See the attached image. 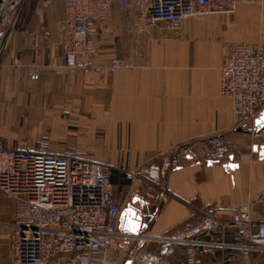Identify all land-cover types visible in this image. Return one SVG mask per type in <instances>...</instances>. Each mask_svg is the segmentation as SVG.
<instances>
[{
  "label": "crops",
  "instance_id": "obj_1",
  "mask_svg": "<svg viewBox=\"0 0 264 264\" xmlns=\"http://www.w3.org/2000/svg\"><path fill=\"white\" fill-rule=\"evenodd\" d=\"M164 26L127 31L114 3L111 31L97 42L103 59L119 58L124 66L104 74L66 68L48 48L36 57L29 36L17 34L0 69V146L23 139L35 151L74 150L111 166L113 194L122 207L133 196L154 205L140 235L119 229L129 238L119 237L109 258L119 257L120 264L128 260L125 252L154 250L162 237L197 223L201 211L214 209L227 219L231 209L245 206L252 217L264 214V154L253 150L256 137L264 144V133L237 131L230 101L220 92L226 43L264 44V2L183 19L179 37ZM14 56L39 64L38 79L12 65ZM254 119L242 129L253 131ZM147 163L159 165V179L127 178L126 170ZM12 214L13 201L0 191V264L13 260ZM199 238L193 260L180 244L166 262L264 263V253L219 229Z\"/></svg>",
  "mask_w": 264,
  "mask_h": 264
},
{
  "label": "built area",
  "instance_id": "obj_2",
  "mask_svg": "<svg viewBox=\"0 0 264 264\" xmlns=\"http://www.w3.org/2000/svg\"><path fill=\"white\" fill-rule=\"evenodd\" d=\"M264 0H0V69L9 56L13 38L27 34L36 57L44 48L59 55L66 68L104 74L125 63L103 59L97 38L112 28V5L124 14L127 31H144L164 24L170 35H179L183 19L214 13H233L238 4ZM12 65L38 79L40 65L25 64L19 57ZM221 94L231 104L235 125L256 118L264 110V44L227 43L220 67ZM112 168L107 163L81 158L74 150L60 153L35 151L20 139L14 147L0 146V191L13 201L8 223L12 232V264H120L109 258L117 250L122 205L113 194ZM129 179L157 180L158 164L128 169ZM216 229L246 241L264 253V214L250 216L245 206L231 209L229 218L217 211L200 212L197 223L162 237L154 250L132 256V264H168L180 244L186 258L200 235ZM129 238V237H128ZM264 264V263H263Z\"/></svg>",
  "mask_w": 264,
  "mask_h": 264
},
{
  "label": "water",
  "instance_id": "obj_3",
  "mask_svg": "<svg viewBox=\"0 0 264 264\" xmlns=\"http://www.w3.org/2000/svg\"><path fill=\"white\" fill-rule=\"evenodd\" d=\"M254 130H243L241 126L237 131H243L246 134H262L264 133V110L253 121ZM253 150H259V154H264V144L253 145ZM228 163L229 167H233V163ZM154 214V205L149 204L139 196H133L123 207L120 214L119 229L131 237L140 235L142 230L147 226V222L151 220ZM123 264H131V260H125Z\"/></svg>",
  "mask_w": 264,
  "mask_h": 264
},
{
  "label": "rangeland",
  "instance_id": "obj_4",
  "mask_svg": "<svg viewBox=\"0 0 264 264\" xmlns=\"http://www.w3.org/2000/svg\"><path fill=\"white\" fill-rule=\"evenodd\" d=\"M264 2V1H263ZM171 37H174L173 35L171 36ZM177 37H179V36H177ZM231 43V42H230ZM227 44V43H226ZM225 47V46H224ZM242 128H243V125L241 126ZM256 139V141L258 140V143L257 142H254V145H260L261 143H259V141H263V138L262 137H256L255 138ZM217 149H218V147H217ZM202 151H203V153L204 154H212V152H215V154H218V151L217 150H214V151H212V150H206V149H202ZM127 171V170H126ZM126 171H125V173H126Z\"/></svg>",
  "mask_w": 264,
  "mask_h": 264
}]
</instances>
